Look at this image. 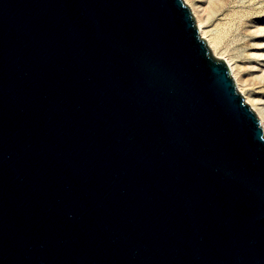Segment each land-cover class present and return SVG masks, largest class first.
<instances>
[{
  "label": "water",
  "instance_id": "1",
  "mask_svg": "<svg viewBox=\"0 0 264 264\" xmlns=\"http://www.w3.org/2000/svg\"><path fill=\"white\" fill-rule=\"evenodd\" d=\"M0 264H264V129L183 0H0Z\"/></svg>",
  "mask_w": 264,
  "mask_h": 264
},
{
  "label": "rangeland",
  "instance_id": "2",
  "mask_svg": "<svg viewBox=\"0 0 264 264\" xmlns=\"http://www.w3.org/2000/svg\"><path fill=\"white\" fill-rule=\"evenodd\" d=\"M186 4L198 27V19L202 21L205 40L217 53L214 56L234 68L240 87L233 78L245 101L253 97L264 107V0H192ZM254 111L258 113L257 107ZM258 117L264 129V115Z\"/></svg>",
  "mask_w": 264,
  "mask_h": 264
},
{
  "label": "bare ground",
  "instance_id": "3",
  "mask_svg": "<svg viewBox=\"0 0 264 264\" xmlns=\"http://www.w3.org/2000/svg\"><path fill=\"white\" fill-rule=\"evenodd\" d=\"M186 1V3H188V2H192V0H185ZM194 11V10H193ZM195 13V12H194ZM198 23H199V31H200V35H201V38H203L204 40L206 39V35H207V32H206V30H205V27L203 26V23H202V21L201 20H199L198 19ZM210 46H211V44H210ZM210 48V47H209ZM210 49H213V47L211 46V48ZM212 51V50H211ZM212 54H213V52H212ZM213 55H215V56H217V53L215 52V49H214V54ZM230 64V63H229ZM230 66V70L232 71V76H234V78H235V80L237 81V79H236V75H235V70H234V68L232 67V65L230 64L229 65ZM238 82V81H237ZM238 87H240V85H239V82H238ZM251 102V103H250ZM246 103H250V104H252V109L253 110H255V108L257 107V109H258V113L257 114H259V115H264V107L263 106H261L262 104L259 102V101H257V100H255L253 97H247L246 98ZM258 115V116H259ZM263 126H264V121H263Z\"/></svg>",
  "mask_w": 264,
  "mask_h": 264
}]
</instances>
